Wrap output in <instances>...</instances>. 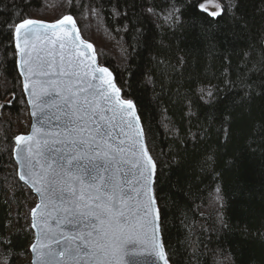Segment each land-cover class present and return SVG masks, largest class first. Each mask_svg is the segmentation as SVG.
Instances as JSON below:
<instances>
[{"label": "trees", "instance_id": "16d2710c", "mask_svg": "<svg viewBox=\"0 0 264 264\" xmlns=\"http://www.w3.org/2000/svg\"><path fill=\"white\" fill-rule=\"evenodd\" d=\"M169 3L61 0L62 11L50 7L47 21L72 14L82 35L81 12L96 13L98 63L113 72L124 98L135 100L151 154L159 161L155 191L169 264H264V95L255 94L260 50L251 51V59L244 56L250 39H232L231 14L209 23L188 9L184 27L169 29L163 18ZM41 7L40 0H0V264H27L32 241L31 208L25 205L31 192L17 179L12 159L26 105L9 24L31 18ZM242 10L253 25L264 23V0H243ZM181 57L184 64L178 63ZM249 84L251 98L242 102ZM201 87L214 92L211 106L197 99ZM221 113L230 116L224 125L230 129L227 141L219 132ZM208 155L213 163L205 171ZM217 186L223 207L215 200Z\"/></svg>", "mask_w": 264, "mask_h": 264}, {"label": "snow or ice", "instance_id": "6c2138e0", "mask_svg": "<svg viewBox=\"0 0 264 264\" xmlns=\"http://www.w3.org/2000/svg\"><path fill=\"white\" fill-rule=\"evenodd\" d=\"M242 3L197 0L191 5L170 0L163 18L172 29L184 27L188 9L209 23L231 14L232 39H250L244 56L251 59V51L260 50L255 94L264 95V23L253 25ZM148 13L160 15L153 8ZM9 35L34 118L30 132L15 137L12 150L19 181L38 197L29 213L35 233L29 245L32 264H130L128 258L145 255L169 264L158 237L159 161L151 154L135 100L124 98L113 72L97 63L94 45L82 38L72 14L53 22L21 18L9 24ZM178 63L185 61L181 57ZM251 87L243 90L242 102L251 98ZM198 93L197 99L212 105L211 88L201 87ZM13 98L14 92L9 105ZM219 123L227 141L230 129L224 125L230 116L221 113ZM212 163L208 155L202 167L207 171ZM215 193L223 207L219 186Z\"/></svg>", "mask_w": 264, "mask_h": 264}, {"label": "rangeland", "instance_id": "374dc122", "mask_svg": "<svg viewBox=\"0 0 264 264\" xmlns=\"http://www.w3.org/2000/svg\"><path fill=\"white\" fill-rule=\"evenodd\" d=\"M42 7L40 9H35L32 11L33 15L31 18L33 19H41V20H45L47 21V16L49 13H52V8L54 10H58V11H62V7L59 4V1L61 0H40ZM52 7V8H50ZM83 12V11H82ZM81 12V29L83 32V36L87 39L90 40V42L94 45V49H95V55L97 57L98 60V55L101 52V39L99 40V37H97V34L101 35L100 30L98 29L101 25L98 23L97 25H95L94 21L96 19V13H88V12ZM64 13V12H63ZM66 15V14H65ZM57 16L55 15L54 12V17ZM86 40V41H89ZM98 54V55H97ZM100 66H103L101 64H99ZM20 79V78H19ZM21 85V84H20ZM22 91V89H21ZM24 97V96H23ZM0 110H1V104H0ZM17 125L19 126V132H17V135H21V134H27L29 131V126H30V118L28 115V110L26 109V115L23 116V118H21ZM15 139V138H14ZM14 147V146H13ZM16 166V165H15ZM17 176V175H16ZM36 203V199L35 197L31 194V197L28 199V202L25 203L26 205V209L32 208V206H34V204ZM23 212H21V214H23ZM30 261V257L29 254L25 256L24 258V263L29 264Z\"/></svg>", "mask_w": 264, "mask_h": 264}, {"label": "water", "instance_id": "95a60500", "mask_svg": "<svg viewBox=\"0 0 264 264\" xmlns=\"http://www.w3.org/2000/svg\"><path fill=\"white\" fill-rule=\"evenodd\" d=\"M16 60H17V57H16ZM97 63H98V62H97ZM16 68H17L18 76H19V78H20V80H21V89H22V77L19 75V69H18L17 65H16ZM22 93H23V96H24V99H25V102H26V105H27L28 115H29V118H30V126H29V131H28V133H29L30 130H31V125H32V123L34 122V118L31 116V109H30V106L27 104V96H26V94H25L23 91H22ZM15 147H16V145H15V139H14V147H13V149H14ZM13 149H12V150H13ZM12 159H13L15 165H16V175H17V179L19 180V178H18L19 165H18L17 162H16V157H15L13 151H12ZM20 182H21V181H20ZM21 183L23 184V182H21ZM23 185L26 186V187L28 188V190L30 191L28 185H25V184H23ZM30 192H31V194L35 197V199H36V203H37V202H38V197L35 195L34 192H32V191H30ZM36 203H35V204H36ZM35 204H34V206H35ZM34 206H33V207H34ZM29 219H30V223H31L30 215H29ZM31 231H32V241H31V243H32V242L34 241V235H35V233H34V230L31 229ZM158 237H159V239H160V241H161V233H160V231H159V233H158ZM161 242H162V241H161ZM31 243H30V244H31ZM28 252H29V257H30L29 264H32V261L35 259V257H34V254L31 253V252L29 251V247H28ZM128 259L130 260V264H131V261H133V260L139 262V264H163V261L159 260V259H158L157 257H155V256H148V255H145V256H143V257H135V258H128Z\"/></svg>", "mask_w": 264, "mask_h": 264}, {"label": "bare ground", "instance_id": "6f19581e", "mask_svg": "<svg viewBox=\"0 0 264 264\" xmlns=\"http://www.w3.org/2000/svg\"><path fill=\"white\" fill-rule=\"evenodd\" d=\"M97 62H98V60H97ZM99 64V63H98ZM20 84H21V80H20ZM23 94V93H22ZM24 101H25V99H24ZM25 105H26V102H25ZM26 109H27V105H26ZM33 207V206H32ZM29 222H30V219H29ZM30 230H31V228H30ZM31 233H32V231H31Z\"/></svg>", "mask_w": 264, "mask_h": 264}]
</instances>
